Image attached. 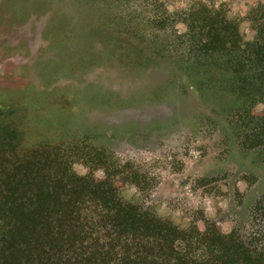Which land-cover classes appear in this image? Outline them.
Here are the masks:
<instances>
[{
    "label": "rangeland",
    "instance_id": "374dc122",
    "mask_svg": "<svg viewBox=\"0 0 264 264\" xmlns=\"http://www.w3.org/2000/svg\"><path fill=\"white\" fill-rule=\"evenodd\" d=\"M215 14L264 33V0H0V127L78 150L79 173L103 153L125 200L182 228L259 230L264 104L221 88L239 57L205 48Z\"/></svg>",
    "mask_w": 264,
    "mask_h": 264
},
{
    "label": "trees",
    "instance_id": "16d2710c",
    "mask_svg": "<svg viewBox=\"0 0 264 264\" xmlns=\"http://www.w3.org/2000/svg\"><path fill=\"white\" fill-rule=\"evenodd\" d=\"M205 28L209 53L239 57L221 88L232 81L233 94L264 104V33L245 43L239 24L220 14ZM12 114L0 108V116ZM260 116L250 134L255 149L264 148ZM23 137L11 125L0 127V264H264V227L238 224L226 232L209 220L202 229L182 228L125 200L121 172L103 153L87 155L88 172L79 173L78 150L25 147Z\"/></svg>",
    "mask_w": 264,
    "mask_h": 264
}]
</instances>
